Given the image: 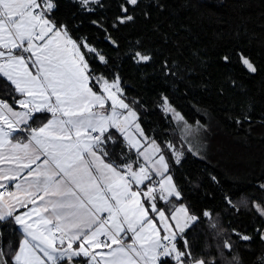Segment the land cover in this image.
Returning a JSON list of instances; mask_svg holds the SVG:
<instances>
[{
    "label": "snow or ice",
    "instance_id": "obj_1",
    "mask_svg": "<svg viewBox=\"0 0 264 264\" xmlns=\"http://www.w3.org/2000/svg\"><path fill=\"white\" fill-rule=\"evenodd\" d=\"M77 2L92 11L88 5L101 0ZM127 3L136 6L138 0ZM56 7L54 0H0V77L14 87L21 109L0 100V181H18L14 190L0 183V224L13 223L23 233L8 258L0 247V264H204L187 259L191 253L184 238L185 229L198 217L183 205H173L170 216L157 208V197L164 203L181 197L164 151L154 140L144 147L133 135L132 130L148 140L137 112L121 98L119 76L110 82L94 75L81 45L65 25L58 27L50 18ZM117 19L124 24L133 16ZM82 46L96 53L86 43ZM135 55L138 61L151 60ZM241 61L249 72L257 71L248 58L241 56ZM163 109L177 122L184 121L167 97ZM37 113L51 118L33 126L42 119ZM184 124L188 131L190 126ZM112 129L128 150H135V167L109 157L108 145L115 143ZM167 148L179 165L183 154L171 144ZM29 204L33 207L27 212L16 214ZM255 207L264 216V209ZM178 236L183 250L177 247Z\"/></svg>",
    "mask_w": 264,
    "mask_h": 264
},
{
    "label": "trees",
    "instance_id": "obj_2",
    "mask_svg": "<svg viewBox=\"0 0 264 264\" xmlns=\"http://www.w3.org/2000/svg\"><path fill=\"white\" fill-rule=\"evenodd\" d=\"M91 8L57 0L50 18L81 45L95 76L110 82L119 76L122 95L145 136L164 151L181 198L157 199V207L170 216L173 205H185L198 217L184 232L187 259L264 264V217L255 207L264 208V0H138L136 6L101 0ZM127 15L133 20L119 23L117 18ZM137 52L151 60L138 61ZM241 56L254 64L255 73ZM164 97L187 124L203 131V152L184 139L183 121L164 111ZM19 98L0 77V100L16 107ZM36 115L40 123L48 113ZM111 131L115 143L108 145L109 157L118 164L136 160L123 137ZM168 144L183 154L179 165ZM0 231L8 258L22 235L13 223L0 224ZM176 243L183 250L179 236Z\"/></svg>",
    "mask_w": 264,
    "mask_h": 264
},
{
    "label": "crops",
    "instance_id": "obj_3",
    "mask_svg": "<svg viewBox=\"0 0 264 264\" xmlns=\"http://www.w3.org/2000/svg\"><path fill=\"white\" fill-rule=\"evenodd\" d=\"M81 51V50H80ZM82 52V51H81ZM30 66V68H31V65H29ZM93 83H95V81H93ZM91 86V85H90ZM99 89V85H96L94 88H93V90L94 91H97ZM123 94V93H122ZM121 98L122 99H124V97H123V95H121ZM124 101H125V103H127V101L124 99ZM109 104H110V102H109ZM128 104V103H127ZM9 105H11L14 109H16V110H21V109H19V107L18 106H13L12 104H10L9 103ZM120 111H124V110H120ZM37 114H40V113H37ZM49 118H51V114H48V116H47V118L45 119V120H43L42 122H40V123H36V124H34L33 126H42L44 123H46L47 122V120L49 119ZM138 122V121H137ZM115 130V129H114ZM133 131V135H136V137L138 138V139H141V141H142V143L144 144V147H148L149 145H150V142L148 141V140H144L142 137H139V135L138 134H136L135 132H134V130H132ZM16 135H18V136H20V135H24V134H20V133H17ZM124 143H125V145H126V141L124 140ZM143 150V149H142ZM134 152H135V150H133ZM135 155H136V153H135ZM43 159V158H42ZM137 161V157H136V160H133V159H128L125 163H127V162H133L134 163V167H135V162ZM144 161H143V158L141 157L140 159H139V163H143ZM39 163V162H38ZM7 166V165H6ZM33 167H35V165H33ZM27 173L25 172V174L24 175H26ZM24 179V176L22 175L21 177H20V180H23ZM173 181H174V179H173ZM16 182H18V181H12V182H8V181H0V183H6V184H9V187H10V190H14L13 188H12V185L14 184V183H16ZM174 183H175V181H174ZM176 185V184H175ZM135 185H133V190H135ZM177 187V186H176ZM178 189V188H177ZM174 198V197H173ZM181 198V197H180ZM179 198V199H180ZM45 199L47 200V199H56L55 197H45ZM157 199H159V197H157ZM177 199V198H176ZM142 202H143V198H142ZM44 203V201H38V204H43ZM179 206H181V205H179ZM179 206H177V207H179ZM183 206H185V205H183ZM33 207V205L32 204H29L28 205V208H20V209H18V211L16 212V214L18 215V214H20V213H23V212H27L28 210H29V208H32ZM186 207V206H185ZM158 208V207H157ZM187 208V207H186ZM158 209H162V210H164L163 208H158ZM164 212H165V215L166 216H168V214H167V212L164 210ZM188 213H189V211H188ZM43 215H48V213H42ZM150 216H153V215H155V214H153V213H150L149 214ZM189 215H191L190 213H189ZM35 218V217H34ZM169 223H174V222H172V221H169ZM193 223V222H192ZM191 223V224H192ZM157 227L158 228H160L161 226H160V224L159 223H157ZM18 228H19V226H18ZM19 230H20V228H19ZM187 230V228L185 229V231ZM20 232H21V230H20ZM165 233L163 232V231H161V236H163ZM21 235H22V238H23V233L21 232ZM22 238H21V240H22ZM97 251H101L100 249H98ZM106 251V250H105ZM39 255H41V256H43V254L42 253H38ZM77 259H79V258H77Z\"/></svg>",
    "mask_w": 264,
    "mask_h": 264
},
{
    "label": "rangeland",
    "instance_id": "obj_4",
    "mask_svg": "<svg viewBox=\"0 0 264 264\" xmlns=\"http://www.w3.org/2000/svg\"><path fill=\"white\" fill-rule=\"evenodd\" d=\"M96 4H90L88 5L89 8L93 7ZM55 11V10H54ZM96 53H98L96 51ZM101 55V54H99ZM102 56V55H101ZM182 125H180V130L183 134L184 139L186 140V142H188V144L192 147L197 149V147L199 146L200 149H202V152L204 151V135H203V131L195 126H191L189 124H187L188 126H190V129L188 131L185 130V124L184 121L183 123H181ZM199 144V145H198ZM200 155V154H199ZM260 206V205H259ZM261 209H264L260 206ZM264 217V216H263Z\"/></svg>",
    "mask_w": 264,
    "mask_h": 264
},
{
    "label": "water",
    "instance_id": "obj_5",
    "mask_svg": "<svg viewBox=\"0 0 264 264\" xmlns=\"http://www.w3.org/2000/svg\"><path fill=\"white\" fill-rule=\"evenodd\" d=\"M1 232V231H0ZM0 247H2V238H0ZM64 264H67V262H65ZM73 264H76L75 261H73Z\"/></svg>",
    "mask_w": 264,
    "mask_h": 264
},
{
    "label": "built area",
    "instance_id": "obj_6",
    "mask_svg": "<svg viewBox=\"0 0 264 264\" xmlns=\"http://www.w3.org/2000/svg\"><path fill=\"white\" fill-rule=\"evenodd\" d=\"M54 3H56V5H57V0H54ZM56 8H55V10H56ZM24 135H27V134L25 133ZM9 190H10V187H9ZM0 191H4V189H0Z\"/></svg>",
    "mask_w": 264,
    "mask_h": 264
}]
</instances>
